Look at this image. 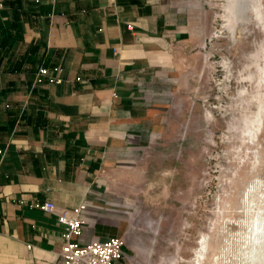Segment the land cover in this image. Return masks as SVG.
<instances>
[{"label":"crops","instance_id":"0c3cea01","mask_svg":"<svg viewBox=\"0 0 264 264\" xmlns=\"http://www.w3.org/2000/svg\"><path fill=\"white\" fill-rule=\"evenodd\" d=\"M21 1L23 40L0 69L14 76L0 79V264H59L62 226L35 205L83 204L81 244L124 239L113 193L162 131L191 2ZM56 65L62 83H33Z\"/></svg>","mask_w":264,"mask_h":264},{"label":"rangeland","instance_id":"374dc122","mask_svg":"<svg viewBox=\"0 0 264 264\" xmlns=\"http://www.w3.org/2000/svg\"><path fill=\"white\" fill-rule=\"evenodd\" d=\"M189 1L162 131L113 193L119 264H264V0Z\"/></svg>","mask_w":264,"mask_h":264},{"label":"built area","instance_id":"2783aa9c","mask_svg":"<svg viewBox=\"0 0 264 264\" xmlns=\"http://www.w3.org/2000/svg\"><path fill=\"white\" fill-rule=\"evenodd\" d=\"M0 6H2L0 0ZM62 67H38L34 75V82L60 84L63 82ZM43 211L56 215L58 223L62 226V243L58 251L59 264H116L123 258L122 246L124 240L121 237H113L108 240H100L98 237L81 244L78 237L82 234L85 221L81 217L83 204L71 211L58 207L52 201H45L35 205Z\"/></svg>","mask_w":264,"mask_h":264},{"label":"trees","instance_id":"16d2710c","mask_svg":"<svg viewBox=\"0 0 264 264\" xmlns=\"http://www.w3.org/2000/svg\"><path fill=\"white\" fill-rule=\"evenodd\" d=\"M0 8V69L10 60V50L23 40L26 10L21 0H1ZM20 61L14 65H20ZM9 69V68H7ZM7 72L12 71L6 70ZM4 93V92H3Z\"/></svg>","mask_w":264,"mask_h":264},{"label":"bare ground","instance_id":"6f19581e","mask_svg":"<svg viewBox=\"0 0 264 264\" xmlns=\"http://www.w3.org/2000/svg\"><path fill=\"white\" fill-rule=\"evenodd\" d=\"M257 213H258V212H257ZM259 225H260V224H259ZM263 226H264V225H263ZM259 229H260V228H259ZM259 229H258V230H259Z\"/></svg>","mask_w":264,"mask_h":264}]
</instances>
